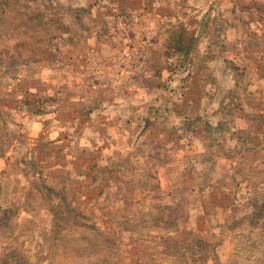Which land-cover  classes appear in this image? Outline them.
I'll list each match as a JSON object with an SVG mask.
<instances>
[{"label": "rangeland", "instance_id": "1", "mask_svg": "<svg viewBox=\"0 0 264 264\" xmlns=\"http://www.w3.org/2000/svg\"><path fill=\"white\" fill-rule=\"evenodd\" d=\"M0 264H264V0H0Z\"/></svg>", "mask_w": 264, "mask_h": 264}]
</instances>
